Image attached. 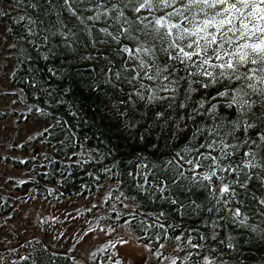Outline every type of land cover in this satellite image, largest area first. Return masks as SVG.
Returning a JSON list of instances; mask_svg holds the SVG:
<instances>
[{"label": "trees", "instance_id": "obj_1", "mask_svg": "<svg viewBox=\"0 0 264 264\" xmlns=\"http://www.w3.org/2000/svg\"><path fill=\"white\" fill-rule=\"evenodd\" d=\"M112 3L123 8V0H109L107 6ZM73 8L76 15L65 9L63 0H0V104L4 105L0 106V157L5 147H28L29 134L34 145L39 143L33 149L32 179L23 185L36 195L30 196L23 187L12 196L0 181V223L4 215H18L24 201L39 195L106 193L102 227L147 245V264L173 260L203 264L205 256L214 264H264V167L243 166L250 159L246 152L264 154V141L257 135L264 134V102L246 107L242 114L230 97L245 81L209 83L208 77L190 76L183 65L169 59L159 42L138 31L171 9L136 14L129 8L119 20L111 12L88 20L103 9L76 3ZM137 15L146 18L143 24ZM125 18L132 23L129 35L120 30ZM124 47L154 51L129 55ZM157 69L159 77L149 80ZM190 71L195 72V67ZM164 76L175 81L170 85L174 92L160 90L169 84ZM153 94L156 99L149 100ZM16 107L24 118L11 132L3 119L7 112L16 116ZM234 122L255 127L245 132ZM209 144L211 148L206 147ZM209 153L220 167L235 171L218 167L211 182L198 183L191 177L209 168H195L186 161L210 165L212 161L205 159ZM5 161H12L8 154ZM209 183L213 189L227 183L234 194L213 195L205 187ZM225 198L226 204L217 203ZM237 208L239 217L233 215ZM34 226L37 231L28 229L30 234L14 243V252H25L15 261L1 254L0 235V263L5 259L7 264H123L111 254L110 246L85 258L71 245L57 249L48 241L51 224ZM162 244L173 248H160Z\"/></svg>", "mask_w": 264, "mask_h": 264}, {"label": "snow or ice", "instance_id": "obj_2", "mask_svg": "<svg viewBox=\"0 0 264 264\" xmlns=\"http://www.w3.org/2000/svg\"><path fill=\"white\" fill-rule=\"evenodd\" d=\"M109 0H63L65 9L77 14V9L73 4H84L95 6L96 9H103L97 12L95 16L87 17L88 20H99L101 15L108 13L116 14V19L125 17L124 9H131L136 14L142 10L165 11V14L144 24L138 31L144 33L146 39L153 42H159L161 50L169 55V59L183 65L189 75H198L208 77L209 83H217L221 79L245 81V85L236 89V94L230 97L231 103L236 105L243 114L244 109L251 108L252 104L264 102V0H123V8L118 3H112L111 8L108 5ZM25 19L21 17V20ZM145 17L137 15V20L143 24ZM31 24L32 21L29 20ZM134 23V22H133ZM123 24H128L124 27ZM123 34L129 35L132 32V23L126 18L120 25ZM109 36L107 29H101ZM139 40V37H135ZM123 51L133 55L134 53L150 54L154 51L148 47H138L129 49L124 47ZM195 67L196 71L190 69ZM143 59L140 61V68H145ZM244 69V71H241ZM159 69L156 70V76L148 75V79L158 78ZM169 84L161 85L162 91H175L170 85L175 81H170L169 76H164ZM207 87L208 84H204ZM218 95L227 96L228 92H220ZM250 95L257 96V100L250 101L246 97ZM143 98V97H142ZM172 98V97H170ZM149 100L156 99L153 94L148 97ZM163 99V97H161ZM234 126L242 127L245 132L255 127L250 122H234ZM47 132V129L44 130ZM260 141H264V134H257ZM253 147L257 146V141L252 140ZM211 148L212 145H206ZM227 147V145H225ZM203 155V154H200ZM245 157L250 159L243 165L244 167L256 168L264 167V154L258 156L256 151L246 152ZM205 159L212 161L210 165H204L197 161L187 160L195 168L208 167L209 171L203 175L194 174L191 179L198 183L204 181L211 182L217 176L216 169L220 167L216 162V157L209 153ZM169 163H173L169 161ZM221 171H235L220 167ZM180 176L184 173L181 171ZM205 187L213 195L228 197L234 194V190L227 183L213 189L211 184ZM227 203V199L217 201V203ZM264 203V201H262ZM233 215L241 216L240 209H235ZM241 224L245 220H240ZM254 232L259 231L258 227H253ZM199 247V245H193ZM172 264H176L173 260ZM203 264H214L209 257H203Z\"/></svg>", "mask_w": 264, "mask_h": 264}, {"label": "rangeland", "instance_id": "obj_3", "mask_svg": "<svg viewBox=\"0 0 264 264\" xmlns=\"http://www.w3.org/2000/svg\"><path fill=\"white\" fill-rule=\"evenodd\" d=\"M0 106L4 105L1 103ZM15 110L16 116L7 112V115L4 116L6 118L3 119L4 124L11 132H14L16 126L24 118L19 107H16ZM29 135L28 139L31 141L28 147L24 148L20 145L15 150L5 147L0 157L3 158L0 159V181L7 184V190L12 196L19 195L23 187L26 188L23 186L24 183L30 178L32 179L29 174L33 149L39 143L36 142L34 145L33 135ZM7 154L12 161H5ZM14 159L20 162L19 165H14ZM17 185H19V189L16 190ZM26 189L30 196L36 195L34 189H30L29 186ZM49 194L53 195L52 190L49 191ZM107 197L109 196L105 193L101 196L95 194L94 196H69L68 198H54V196L45 198L39 195L33 201L27 199V202L24 201L21 205L18 215L9 216L10 213H8L2 217L0 235L4 238V244L2 245L3 253L1 254L4 255V258L9 257L15 261L17 255L23 256L25 252L24 250L14 252L12 248L14 243L22 235H29V230L37 231L34 224L39 227L47 226L48 228L51 224L52 232L48 241L51 246L56 245L57 249L65 250L67 246L71 245L76 248L77 252H74L79 257L84 255L85 258L86 255H91L93 251L110 246L111 254L119 257L123 264H147L146 255L149 253L147 245L137 242L128 234L120 236L115 229L102 227L101 218L104 213L101 208ZM160 248L173 247L162 244ZM164 252H167V250H164ZM163 254L166 255V253ZM162 259L166 260L167 258ZM0 264H7V262L4 259V262Z\"/></svg>", "mask_w": 264, "mask_h": 264}]
</instances>
